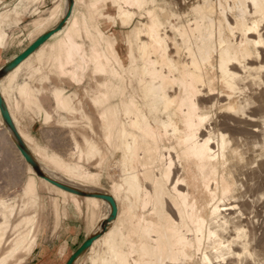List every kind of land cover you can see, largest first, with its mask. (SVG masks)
Masks as SVG:
<instances>
[{
  "label": "bare ground",
  "instance_id": "obj_1",
  "mask_svg": "<svg viewBox=\"0 0 264 264\" xmlns=\"http://www.w3.org/2000/svg\"><path fill=\"white\" fill-rule=\"evenodd\" d=\"M76 1L68 2L66 23L49 33L52 49L47 47L53 52L60 50L68 37L66 30L76 27L81 18ZM99 1L115 8L112 16L129 29L124 36V55L115 48L118 39L106 36L96 21L101 12L95 9L96 3L84 7L81 26H87L88 38L94 35V56L98 58V66L91 67H96L94 74L97 71L106 77L95 87L105 148L82 134L83 151L95 152L100 169L109 154L119 156L113 192H103L98 172L85 171L79 162L66 163L59 154L52 155L51 161L63 166L71 177L58 175L42 167L26 149L36 171L48 183L90 193L87 200L93 204L94 195H100L101 202L109 206L101 225L69 264L88 247L93 250L89 264H195L194 257L204 264L205 255L216 260L213 249L226 253L221 242L229 244L238 235L241 239L230 243L237 255L228 259L239 261L245 245L249 247L248 261L258 257L253 241L264 228L259 222L264 215V148L258 147L264 144L260 132L264 128V15L253 4L262 0H188L186 6L185 0H177L178 10H173L171 0ZM136 3L145 7H131ZM58 8L50 20L59 14ZM12 16L24 19L17 9ZM39 20H35L38 28ZM86 64V68L90 66ZM27 88L22 85V93ZM2 90L0 80V100ZM63 91L55 88L54 95L58 105L64 106L68 102ZM208 108L211 118L204 120ZM229 108L233 111H221ZM9 127L13 145L25 148L18 128ZM221 134L227 139H221ZM75 145L76 153L80 152V145ZM31 162L28 167L32 169ZM27 180L28 193L36 183L34 178ZM14 211L12 203L0 198V252L5 242H12L7 249L12 257L23 249L17 246L18 240H24L9 235L12 228L17 230L10 223ZM237 211L241 215L233 221Z\"/></svg>",
  "mask_w": 264,
  "mask_h": 264
},
{
  "label": "rangeland",
  "instance_id": "obj_2",
  "mask_svg": "<svg viewBox=\"0 0 264 264\" xmlns=\"http://www.w3.org/2000/svg\"><path fill=\"white\" fill-rule=\"evenodd\" d=\"M68 2L69 0H0V48L18 46L22 49L28 46L25 55L17 57L18 61H14L11 69L3 68L10 61L4 66L0 65V74H4L0 79L3 89L0 100V198L15 206L10 223L17 228L18 232H16L17 230L14 232L12 228L9 235L11 233L13 235L10 237L24 238L23 241L18 240L17 246L19 249L21 247L23 249L21 248L14 257L7 255V249L12 245V242L9 244L5 242L3 250L0 252V264H69L76 253L83 249L90 240L94 230H97L101 225V220L103 221L106 213H109V206L104 200L101 202L103 197L100 195H94V204L97 203L95 206L87 200V194L90 193L86 194L57 183L54 185L52 181L48 183L43 176L38 174L35 165L27 155L28 150L42 167L46 166L57 172L58 175L67 174L69 177L71 175L65 172L63 166L51 161V156L57 157L59 154L58 158L61 157L70 164L79 162L85 171L98 172L100 175L98 186L108 194L113 192V182L119 174L116 168L118 155L111 154L114 159L108 151L110 162L107 159V165L102 167L105 169L103 170L96 165L99 158L95 152L86 153L83 151L86 150L83 137L85 134L89 135L91 139H97L96 141L105 148L101 121L96 109V107L99 110L101 108L96 89L99 87V81L106 76L98 74L96 70L95 74L93 73L92 69L96 67L93 68L91 65L95 66L98 63V58L94 56V35L91 34L94 28H90V32L92 30L90 34L93 36L88 38V28L84 22L82 27L80 20L83 18V13H85L89 2L96 3L95 9L101 11L95 17L96 21L106 36L118 39L115 48L124 55L127 51L124 36L127 35L129 29L122 28L120 22L112 16L115 13V8L111 7L109 3L106 5L99 0H78V2L76 1V12L81 18H77L75 24L77 27L80 22L82 29L78 26L66 30L68 37L65 38L68 40L65 39L66 41L63 42H67V44L63 46L62 42L60 50L57 52L53 48L55 50L53 52L52 45H49L52 43L49 33L66 23ZM56 8L60 9L59 14L50 20L51 16L53 17L52 12ZM14 9L22 12L23 20L18 21L13 18ZM74 15L76 16V13ZM36 19L44 20L41 21L42 23L40 22L42 27L35 26ZM84 26L87 28L86 31ZM102 37L104 39V35ZM47 46H50L51 49ZM39 48H42L41 52L45 54L42 56L38 54L39 58H44L41 64L36 55L25 62L24 58ZM91 50L94 51V53L92 51L93 55L90 54ZM88 52L93 56L91 59L97 61H92ZM85 63L90 66L86 68ZM37 65H41V68H35ZM61 79L70 82L68 91H63L67 92L65 98L68 104L58 105L60 102L55 99L54 88L52 96L56 101V107L47 113L38 96L40 94L49 95L51 87L50 85L43 87L46 86L45 83L57 87L60 85L52 82ZM37 82L40 83L39 89ZM21 84L28 85V91L24 90V93H27H22ZM90 121L91 123H89ZM11 124L18 128L17 132L22 137V142H25V148L17 144L13 145L11 142L12 131L9 127ZM38 126H41V130L39 131V140L38 138L36 140L35 133H32L31 130ZM4 133L5 135H3ZM75 144L80 145V152L76 153L77 145ZM15 147L18 150L21 148V153ZM30 162L35 170L28 167ZM26 166L31 170H27ZM29 178H34V184H36L32 187L33 190L30 188L31 191L27 193V182L30 181L27 179ZM77 188L82 189L83 186H77ZM87 188L93 189L91 186ZM90 201L93 202L92 199ZM91 211L95 213L94 216ZM31 218L33 219L29 221L28 219ZM92 254L93 250L88 247L73 264H89Z\"/></svg>",
  "mask_w": 264,
  "mask_h": 264
},
{
  "label": "snow or ice",
  "instance_id": "obj_3",
  "mask_svg": "<svg viewBox=\"0 0 264 264\" xmlns=\"http://www.w3.org/2000/svg\"><path fill=\"white\" fill-rule=\"evenodd\" d=\"M188 0H185V6L187 4ZM152 7H154V5H151ZM171 6L173 8V10H178L179 9V5L177 3V0H171ZM131 7L134 8H144L145 5L144 4H140V3H136V4H132ZM197 7H199V5H197ZM253 7H259L261 9V15H264V0H262V2L259 5L253 4ZM192 11H195V9H192ZM262 71H264V69H262ZM191 103L194 106L195 103V97L193 96L191 99ZM212 108H215V105L211 106ZM261 109L264 110V103L261 104ZM197 111L199 112V109H197ZM206 113H208V115H204L203 119L204 120H208L211 118V108L205 109L204 110ZM221 111H228L231 112L233 111L231 108L229 109H221ZM239 115V113H237ZM261 133H264V128L260 129ZM221 139H227V137L223 136L221 134L220 136ZM258 147L264 148V144L262 145H258ZM262 159H264V156H262ZM230 198V197H229ZM264 199V198H262ZM216 209L217 211H219V205H216ZM261 212L264 213V208L261 209ZM253 213H255V209H253ZM215 215V212H214ZM241 215V213L239 211H237L236 216L235 217H231V219L233 221H237V218ZM262 225H264V215H262L261 220L259 221ZM243 231V230H241ZM211 235V234H210ZM217 240H219V237L216 238ZM241 239V237L238 235L237 237L234 238L233 241H231L230 243L235 242V240H239ZM230 243L229 244H223L221 242L220 247L221 248H226L228 251L224 254H221L217 249H213V251H217V259L216 260H210L208 259V257L205 255L204 256V264H219L220 260H223L225 262V264H264V228L261 229L259 236L257 238L254 239L253 243L255 244V246L259 249V256L258 257H254L252 260L248 261L247 257L249 255V247L247 245L244 246V253L243 256L239 259V261H237L235 258L229 260L228 256L231 255L232 257H236V253H233L231 251L230 248ZM201 255H203V253H201ZM195 259V264H200L199 258L198 257H194Z\"/></svg>",
  "mask_w": 264,
  "mask_h": 264
},
{
  "label": "crops",
  "instance_id": "obj_4",
  "mask_svg": "<svg viewBox=\"0 0 264 264\" xmlns=\"http://www.w3.org/2000/svg\"><path fill=\"white\" fill-rule=\"evenodd\" d=\"M28 49V46H26L25 48H19L18 46L16 47H2L0 48V65L4 66L6 63H11V62H14V61H18L16 58L17 57H21L22 55H24V53L27 51ZM42 48H39L36 52H34L33 54H29V56H26L24 58L25 62L28 61L31 57H33V55H36L39 63L41 64V62L44 60V58H39L38 57V54L40 56H42L44 53H42L41 50ZM41 52V53H39ZM45 55V54H44ZM8 63V64H9ZM19 65V64H17ZM16 65V66H17ZM14 66V67H16ZM35 68H41V65L40 66H35ZM3 77V76H2ZM1 77V79H2ZM52 83H55V84H58L60 86H53V84H50V83H45L46 86H43V87H48L50 85L51 87V91L48 93L49 95H39V100H40V103L42 105V107L44 108V110L47 112L49 111H52L54 109V107H56V101L54 100L53 96H52V91L54 88H62V89H65V91H68V84L70 83L68 80L66 79H61L57 82H52ZM24 85V84H21V86ZM53 87V88H52ZM37 88L39 89L40 88V83L37 82ZM67 94V92H66ZM47 112V113H48ZM43 116V115H42ZM39 123V122H38ZM37 124V123H36ZM41 130V126H38V127H34L32 128V133H35V137H36V140L37 138L39 137V131ZM39 140V138H38Z\"/></svg>",
  "mask_w": 264,
  "mask_h": 264
},
{
  "label": "water",
  "instance_id": "obj_5",
  "mask_svg": "<svg viewBox=\"0 0 264 264\" xmlns=\"http://www.w3.org/2000/svg\"><path fill=\"white\" fill-rule=\"evenodd\" d=\"M24 55H25V54H24ZM22 56H23V55H22ZM22 56H21V57H22Z\"/></svg>",
  "mask_w": 264,
  "mask_h": 264
}]
</instances>
